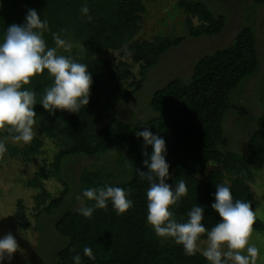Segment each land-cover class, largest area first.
Instances as JSON below:
<instances>
[{"label":"trees","instance_id":"16d2710c","mask_svg":"<svg viewBox=\"0 0 264 264\" xmlns=\"http://www.w3.org/2000/svg\"><path fill=\"white\" fill-rule=\"evenodd\" d=\"M255 2L264 4V0ZM178 3L190 15L191 25L192 17L201 21L200 25L190 28L191 36H211L224 26V17L217 15L203 0H179ZM84 4L89 7L91 21L81 13ZM29 8L38 10L41 19L48 21L50 32L45 33V38L49 46H54L52 33L57 32L81 45L63 55L87 64L93 78L90 102L85 108L79 113L57 110L54 116L39 104L44 88L52 82L47 73L37 74L25 86L37 93L35 118L42 131L58 145L53 164L56 175L65 185L63 193L41 207L38 216L53 215L61 208L72 189L62 179L60 170L71 158L81 155L106 156L117 151L112 169L85 166L81 170L74 182L77 195L85 188L107 183L130 191L134 202L123 215H117L111 202L106 209H97L91 218L80 215L79 208L64 210L55 222L56 231L67 238L56 253L57 264H74L72 257L77 254L82 264H208L200 253L188 256L173 240L158 238L147 223L149 184L137 172L147 168L143 164V138H138L136 131L147 127L165 139L170 165V179L166 182L174 185L183 179L188 186L187 196L173 208L177 219L187 220V212L194 205H201L205 207L207 228L219 222V214L211 208L217 183L230 185L234 199L252 202L254 193L247 179L252 175L251 164L264 161V130L255 129L250 133L244 155L224 151L221 145L233 94L259 67L254 29L242 28L232 44L199 58L190 79L174 78L156 90L150 101L156 116L129 122L116 116L114 111L119 102L132 97L142 87L144 77L134 89L127 87L134 74L131 62H140L141 74L145 76L181 40L158 37L154 42H146L136 37L145 10L144 0H0V39L7 26L24 22ZM65 29L66 33L62 31ZM111 50L120 53L117 64L101 57ZM105 115L110 120L99 127ZM6 134L9 135L7 130ZM42 143L35 136L29 149L39 152ZM11 150L12 154L22 151L16 147ZM147 150L150 152L151 148ZM211 163H218L221 168H209ZM46 177L45 172H39L29 182L42 189L37 197L41 205L50 197L41 179ZM85 203L91 206V202ZM20 214L25 213L20 210ZM263 225L257 218L253 229L263 230ZM85 246L93 249L94 260L84 255Z\"/></svg>","mask_w":264,"mask_h":264},{"label":"rangeland","instance_id":"374dc122","mask_svg":"<svg viewBox=\"0 0 264 264\" xmlns=\"http://www.w3.org/2000/svg\"><path fill=\"white\" fill-rule=\"evenodd\" d=\"M178 1L144 0L145 10L142 12L136 37L146 42H154L158 37L179 38L181 42L168 50L145 76L141 74V63L131 62L134 74L128 80L127 87L134 89L137 81L144 77L142 87L132 97L119 102L114 114L129 122L156 116L157 113L150 106L156 90L174 78L190 79L194 64L199 58L229 46L238 31L251 26L256 37L259 67L233 94V101L224 121L225 136L221 145L224 151L244 155L250 133L255 129L264 130V4L259 5L255 0H203L217 15L224 17V26L214 35L193 37L190 35V28L200 25L201 21L198 17H192L191 25L190 15ZM69 42L71 49H59L60 54L73 48H81L78 42ZM101 57L109 58L117 64L120 53L118 50H111L102 53ZM109 120L110 116L105 115L99 127H103ZM36 121L35 136L43 141L39 152L29 149L32 142L27 145L14 143L10 135L6 134V129L0 130V139L5 141L7 147L6 152L0 153V237L11 232L19 245L17 252L11 258H6L4 264H57L56 253L66 244L67 238L56 231L55 222L64 210H76L81 206V202L76 199L78 195L75 180H78V175L85 166H105L112 169L117 155V151H113L106 156L81 155L67 161L60 173L72 190L56 213L39 217L41 207L47 205L51 198L60 196L65 185L56 175L53 164L58 145L42 131L39 121ZM13 147L22 151L12 154ZM214 167L221 168V165L211 163L209 166ZM251 170L252 175L247 179L254 193L251 205L257 212V218L264 224V161L251 164ZM39 172L46 173L47 177L41 179L50 193V197L42 205L37 199L42 189L29 184ZM226 179L229 181L228 174ZM20 210L25 214L21 215ZM252 242L261 249L257 264H264V229H253ZM204 246L201 243V247Z\"/></svg>","mask_w":264,"mask_h":264},{"label":"clouds","instance_id":"9594fccd","mask_svg":"<svg viewBox=\"0 0 264 264\" xmlns=\"http://www.w3.org/2000/svg\"><path fill=\"white\" fill-rule=\"evenodd\" d=\"M89 12L84 4L81 13L91 21ZM62 31L66 33L67 29ZM47 32H50L48 21L41 19L38 10L29 8L24 22L7 26L0 39V130L6 129L17 144H30L36 135L37 93L25 86L30 85L37 74L46 72L52 81L44 88L39 101L51 115L57 110L79 113L90 102L93 78L89 66L70 55L60 54L59 49L67 51L72 47L60 32L52 33L54 46H49L45 38ZM136 136L143 138V164L147 171L137 169V172L149 184L147 223L155 235L181 245L188 256L200 253L208 264H257L261 249L252 242L257 212L251 202L234 199L230 185L217 183L211 208L219 214V222L207 228L205 207L201 205H194L187 212V220L177 219L173 208L187 196L188 186L183 179L174 185L166 182L170 179L166 141L147 127L137 130ZM6 151L5 141L0 139V153ZM130 197L131 192L125 188L105 183L85 188L76 199L81 202L79 214L91 218L97 209H106L109 202L117 215L125 214L134 206ZM85 201L91 202V206ZM201 243L205 244L203 248ZM18 248L11 232L0 237V264L11 258ZM83 253L95 259L91 247L85 246ZM72 259L74 264H82L79 254Z\"/></svg>","mask_w":264,"mask_h":264}]
</instances>
